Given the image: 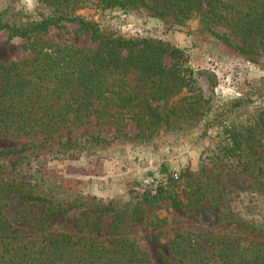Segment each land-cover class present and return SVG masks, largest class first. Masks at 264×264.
<instances>
[{
  "label": "rangeland",
  "instance_id": "374dc122",
  "mask_svg": "<svg viewBox=\"0 0 264 264\" xmlns=\"http://www.w3.org/2000/svg\"><path fill=\"white\" fill-rule=\"evenodd\" d=\"M6 5L5 0H0V10ZM13 8L23 15L46 12L38 0H15ZM75 15L96 25L102 35L152 40L180 50L179 62L193 71L195 84L203 94L202 116L186 123L172 119L169 126L161 125L151 137H137L138 128L129 116L120 125H99L91 117L83 126L60 130L59 136L80 143L83 149L70 157L33 158L29 165L20 161V180L31 183L45 200L17 201L0 210V237L77 234L83 206L91 202L120 211L136 206L141 209L143 219L126 221L128 237L134 239L151 264H171L170 246L178 234L190 232L202 241L236 236L263 240L264 152L260 147L233 155H227V151L232 145L228 131H243L258 117L264 119V51L240 53L208 30L225 34L233 44L244 48L238 36L224 25L206 26L195 15L181 24H171L154 17L145 7L125 4L102 9L96 0L77 9ZM78 29L76 22H61L49 28L44 40L53 45L95 50L97 41ZM31 43L26 37L8 39L7 32L0 31V64L30 59ZM164 63L169 67L173 60L166 56ZM183 95L187 94L171 101ZM238 100L241 103L233 107L232 113L219 116ZM229 115L230 119L223 121ZM97 135L110 143L95 145L86 141L87 136ZM42 139L0 135V150L20 149L31 141L41 143ZM260 142L264 144V139ZM9 161L0 159V165L7 166ZM166 188H173L183 208L175 209L163 199L140 204L144 194L153 196ZM193 188H201L206 198L193 203ZM55 205L79 208L69 210L63 217H39L43 206ZM111 222V213H105L102 237H107Z\"/></svg>",
  "mask_w": 264,
  "mask_h": 264
},
{
  "label": "trees",
  "instance_id": "16d2710c",
  "mask_svg": "<svg viewBox=\"0 0 264 264\" xmlns=\"http://www.w3.org/2000/svg\"><path fill=\"white\" fill-rule=\"evenodd\" d=\"M14 1L5 0L7 5L0 10V31H6L8 39L32 40V56L0 64V135L43 139L20 149L0 150V159L10 160L9 165H0V210L17 201L45 200L31 183L20 180L18 166L20 161L29 165L33 158L57 159L81 151L80 143L59 136L62 129L83 126L91 117L99 125H120L129 116L138 128L137 137H151L161 125L169 126L172 119L186 123L202 116L203 94L195 84L193 71L179 62L180 50L169 49L162 42L100 34L96 25L75 15L77 9L95 0H38L46 12L35 15L15 11ZM125 4L145 7L154 17L167 19L171 24H181L195 15L206 26L224 25L238 36L244 48L233 44L227 35L208 30L240 53L264 51V0H96L102 9ZM61 22L78 23L80 32L90 33L97 41V48L45 41L49 28ZM166 56L173 60L169 67L164 63ZM180 94L187 95L171 101ZM238 101L219 116L232 113L233 107L241 103ZM228 119L230 115L223 121ZM235 130L228 131L232 145L227 155L256 147L264 152L260 142L264 139L262 117L243 131ZM86 141L95 145L110 143L98 135L87 136ZM206 195L201 188H193V203L204 200ZM157 199L168 200L175 209L184 207L173 188L159 189L153 196L144 194L140 204H151ZM83 207L77 234L0 237V264H151L134 239L128 237L126 221L143 219L138 206L120 211L90 202ZM74 208L79 206H43L39 217H63ZM107 212L111 213L112 222L107 237H102V217ZM197 237L190 232L176 235L170 246L171 264H264V239L253 241L236 236L202 241Z\"/></svg>",
  "mask_w": 264,
  "mask_h": 264
},
{
  "label": "built area",
  "instance_id": "2783aa9c",
  "mask_svg": "<svg viewBox=\"0 0 264 264\" xmlns=\"http://www.w3.org/2000/svg\"><path fill=\"white\" fill-rule=\"evenodd\" d=\"M177 178H178L177 174H174V179H177Z\"/></svg>",
  "mask_w": 264,
  "mask_h": 264
}]
</instances>
